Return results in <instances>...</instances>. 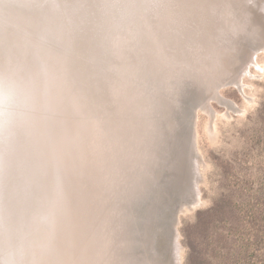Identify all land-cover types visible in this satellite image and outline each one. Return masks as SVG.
Wrapping results in <instances>:
<instances>
[{
  "label": "clouds",
  "instance_id": "obj_1",
  "mask_svg": "<svg viewBox=\"0 0 264 264\" xmlns=\"http://www.w3.org/2000/svg\"><path fill=\"white\" fill-rule=\"evenodd\" d=\"M248 21L239 0H0V264H138L162 113L225 77Z\"/></svg>",
  "mask_w": 264,
  "mask_h": 264
},
{
  "label": "rangeland",
  "instance_id": "obj_2",
  "mask_svg": "<svg viewBox=\"0 0 264 264\" xmlns=\"http://www.w3.org/2000/svg\"><path fill=\"white\" fill-rule=\"evenodd\" d=\"M258 62L263 69L252 67L254 77L244 78L249 99L235 87H222L223 95L235 101L242 112L213 100L214 120L209 113H199L196 127L204 158L203 177L197 171L203 203L179 219L183 264H264V52ZM212 123L214 134L208 130ZM161 151L159 146L154 168L158 173L163 168ZM168 158L175 178L155 185L156 193L164 198L180 194L178 184L189 183L192 175L191 166V170H180L175 166L180 160ZM152 197L158 208L163 197Z\"/></svg>",
  "mask_w": 264,
  "mask_h": 264
},
{
  "label": "bare ground",
  "instance_id": "obj_3",
  "mask_svg": "<svg viewBox=\"0 0 264 264\" xmlns=\"http://www.w3.org/2000/svg\"><path fill=\"white\" fill-rule=\"evenodd\" d=\"M239 7L248 14V30L239 38L229 55V70L225 77L211 88L204 87L194 80L184 82L174 92L168 107L162 113L157 149L159 146L162 148V158L158 162H162L163 168L159 173L156 169L154 170L148 188L132 206L125 225L126 236L135 245L138 264H183L178 229L180 215L187 210L197 209L203 203L201 180L198 179L199 172L203 177L202 167L204 166L196 127L199 113L200 111L209 113L214 120L217 111L213 107V100H217L230 110L242 112V108L235 101L223 95L222 87H235L249 99L244 78L254 77L252 67L263 69L258 62V57L261 52H264V0H239ZM171 110L174 112L172 116H169ZM214 125V123L208 125V130L213 134L216 132ZM164 139L165 142H163ZM168 156L180 160V163L175 165L177 168L180 167V170L186 171L192 168V175L189 183L184 181L178 184L180 194L178 192V195L173 194L175 196L165 195L164 198L159 192L156 193L155 185L166 182V179L175 178L172 172L173 166L170 169L168 165L170 161ZM193 166H195L194 169ZM153 194L159 198L163 197L158 208L157 203L152 201ZM163 200L166 203L162 205ZM163 206L166 208L164 212L161 208ZM171 207V211L167 210Z\"/></svg>",
  "mask_w": 264,
  "mask_h": 264
},
{
  "label": "water",
  "instance_id": "obj_4",
  "mask_svg": "<svg viewBox=\"0 0 264 264\" xmlns=\"http://www.w3.org/2000/svg\"><path fill=\"white\" fill-rule=\"evenodd\" d=\"M184 213V212H183ZM181 216V215H180ZM180 222V221H179ZM180 236V235H179Z\"/></svg>",
  "mask_w": 264,
  "mask_h": 264
}]
</instances>
